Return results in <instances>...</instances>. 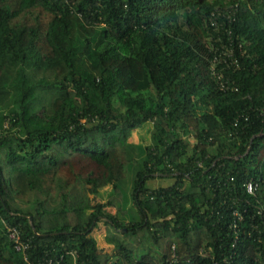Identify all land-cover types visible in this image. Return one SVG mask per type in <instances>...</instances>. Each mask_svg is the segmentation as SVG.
<instances>
[{"label":"trees","instance_id":"obj_1","mask_svg":"<svg viewBox=\"0 0 264 264\" xmlns=\"http://www.w3.org/2000/svg\"><path fill=\"white\" fill-rule=\"evenodd\" d=\"M0 264H264V0H0Z\"/></svg>","mask_w":264,"mask_h":264},{"label":"built area","instance_id":"obj_2","mask_svg":"<svg viewBox=\"0 0 264 264\" xmlns=\"http://www.w3.org/2000/svg\"><path fill=\"white\" fill-rule=\"evenodd\" d=\"M235 12L236 11L231 6L230 11H226V12H222V13L221 12L212 13L211 19H210V25L213 26L215 29H217L218 24L215 21L216 17H220L221 19H225L227 21H230V20H233L235 18ZM223 49H224L223 51L222 50L220 51L221 53L219 52V54H216L215 57L212 59V64L214 65V67H215V65L224 64L227 67L234 66V68H237V60H235L233 50L230 48H227L225 46ZM228 61H229V63H228ZM215 75L217 77V80L220 81L219 82L220 89L224 90L226 87L223 84L224 83L228 84L229 81L227 80V78H224L221 71L216 72ZM257 188H258V184L254 183V182H248L245 185V189H246L247 193H249V194H254V192L257 190ZM5 228H6V231L8 233L9 239L14 242L15 249L17 251H20V250L24 251L25 247L20 243L19 235H18V232L16 231V229L11 228L9 226H7V227L5 226Z\"/></svg>","mask_w":264,"mask_h":264},{"label":"rangeland","instance_id":"obj_3","mask_svg":"<svg viewBox=\"0 0 264 264\" xmlns=\"http://www.w3.org/2000/svg\"><path fill=\"white\" fill-rule=\"evenodd\" d=\"M148 128H150L149 124H143L141 125L139 128H136L135 130H132L130 132L126 133V137L125 140L127 143H133V144H149L151 143V139H150V135H149V131ZM189 141L192 143L193 139L189 137ZM173 183V179H171L170 177H164V178H156L152 181H149L148 183V187L151 189H156L159 187H168ZM107 192L103 191L101 193V198L97 197V201H102L105 199V194ZM96 200V199H95ZM110 211H112L110 209ZM93 237H95L97 243H98V247L99 249H106L109 250L108 245L105 242V234H104V227L99 224L97 226V228L93 231Z\"/></svg>","mask_w":264,"mask_h":264}]
</instances>
